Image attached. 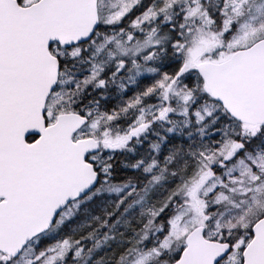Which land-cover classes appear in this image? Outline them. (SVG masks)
I'll return each instance as SVG.
<instances>
[{
	"label": "snow or ice",
	"instance_id": "snow-or-ice-1",
	"mask_svg": "<svg viewBox=\"0 0 264 264\" xmlns=\"http://www.w3.org/2000/svg\"><path fill=\"white\" fill-rule=\"evenodd\" d=\"M0 264H264V0H0Z\"/></svg>",
	"mask_w": 264,
	"mask_h": 264
}]
</instances>
